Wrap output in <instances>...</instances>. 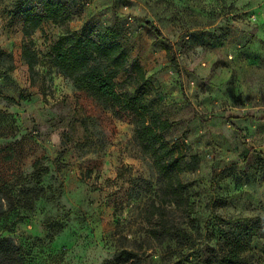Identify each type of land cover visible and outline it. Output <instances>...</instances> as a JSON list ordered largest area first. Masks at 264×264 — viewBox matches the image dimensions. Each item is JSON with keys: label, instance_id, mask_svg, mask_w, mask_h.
<instances>
[{"label": "rangeland", "instance_id": "obj_1", "mask_svg": "<svg viewBox=\"0 0 264 264\" xmlns=\"http://www.w3.org/2000/svg\"><path fill=\"white\" fill-rule=\"evenodd\" d=\"M60 1L70 19L25 36L23 10L42 13V0H0V184L14 198L0 236L22 264H116L122 249L136 254L122 264H206L228 238L264 264V0ZM108 27L149 79L135 89L120 73L118 89L167 119L165 141L194 163L178 204L134 125L51 64L66 30L96 38ZM31 187L43 196L14 208ZM175 228L187 237L164 233Z\"/></svg>", "mask_w": 264, "mask_h": 264}, {"label": "trees", "instance_id": "obj_2", "mask_svg": "<svg viewBox=\"0 0 264 264\" xmlns=\"http://www.w3.org/2000/svg\"><path fill=\"white\" fill-rule=\"evenodd\" d=\"M70 19V13L65 3L60 0H42V13H36L32 8L23 10L22 31L30 36L45 20L54 23H64ZM149 27L157 34L161 33L150 22ZM26 51V50H25ZM28 53V52H27ZM5 52L0 50V56ZM49 58L51 64L64 77L68 78L73 87L86 93L98 104L122 120L134 125V138L144 153L151 155L154 167L162 178L164 192L168 198L178 204L184 199L181 191L184 185L179 174L184 169H192L194 163L186 162L184 166L179 160V148L176 144H168L162 132L171 126L167 119H163L156 112L151 111L141 97L129 91L118 89L115 78L120 73H126L123 84L137 87L149 84V79L140 64H131L124 45L117 39L114 29L108 27L96 38L83 37L75 31L66 30L50 46ZM30 67L33 62L27 60ZM264 159V154L259 153ZM47 173L43 168L36 176ZM13 183L6 181L0 184V218L7 214L8 208L14 201L12 194ZM15 207L31 208L33 202L43 196L42 188L18 189ZM5 201L7 208H3ZM158 233V230H157ZM165 234L173 235L177 241L187 237L184 230L166 229ZM227 248H221L214 260H207L206 264H248L246 244L239 239H227ZM136 257L135 252L122 249L115 255L116 264H122ZM23 257L19 247L12 239L0 236V264H22ZM175 264H182L177 261Z\"/></svg>", "mask_w": 264, "mask_h": 264}]
</instances>
